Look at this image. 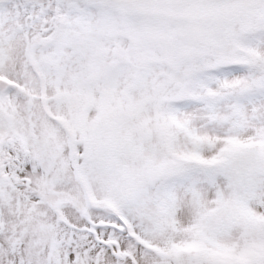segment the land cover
Returning <instances> with one entry per match:
<instances>
[{
	"label": "snow or ice",
	"instance_id": "obj_1",
	"mask_svg": "<svg viewBox=\"0 0 264 264\" xmlns=\"http://www.w3.org/2000/svg\"><path fill=\"white\" fill-rule=\"evenodd\" d=\"M0 264H264V0H0Z\"/></svg>",
	"mask_w": 264,
	"mask_h": 264
}]
</instances>
